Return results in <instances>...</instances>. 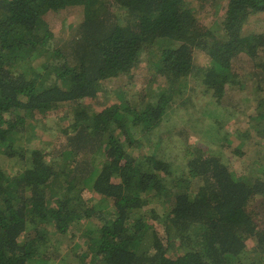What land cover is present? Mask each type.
Segmentation results:
<instances>
[{
    "label": "trees",
    "instance_id": "trees-1",
    "mask_svg": "<svg viewBox=\"0 0 264 264\" xmlns=\"http://www.w3.org/2000/svg\"><path fill=\"white\" fill-rule=\"evenodd\" d=\"M192 1L0 0V154L27 164L13 173L0 167V264H47L49 230L65 233L94 217L101 224L85 230L84 264H264V227L251 209L264 180L241 178L220 156L189 147L190 178L182 180L172 171L176 143L159 139L171 133L174 97L188 93L189 78L196 97L183 99L189 112L178 115L191 116L198 99L202 114L226 110L250 80L264 81V20L254 19L264 0H196L220 7L218 34ZM72 13L82 20L58 46L49 16L65 14L66 29ZM241 56L254 73L236 67ZM150 66L167 82L156 100L120 92L100 109L89 101L105 80H133ZM251 97L249 108L259 110L249 120L263 124L264 89L254 86ZM67 102L74 114L59 145H20L36 114ZM243 137L247 146L249 132ZM137 141L146 154H135ZM86 189L102 197L85 198Z\"/></svg>",
    "mask_w": 264,
    "mask_h": 264
},
{
    "label": "rangeland",
    "instance_id": "rangeland-1",
    "mask_svg": "<svg viewBox=\"0 0 264 264\" xmlns=\"http://www.w3.org/2000/svg\"><path fill=\"white\" fill-rule=\"evenodd\" d=\"M191 3L192 6L196 8L198 16L206 24H209L208 28L213 32L216 31L218 34V26L216 23L224 18L223 13L220 11V7L217 4H213L206 5L204 8H199L200 5L196 0ZM72 14L67 16L68 19L66 20L68 28L66 29H62V18L65 14L49 16L51 26L56 32L55 42L58 46H61L65 41L70 39L72 31L82 20V14ZM255 17L257 18L254 19L264 20V12ZM262 31H264V28ZM197 60L203 63L202 61H206V58L200 55V57H197ZM237 61L236 67L244 66L246 69H249V71L254 73L255 66L252 65V62L248 57L241 56ZM146 70L147 69H144L139 72L140 74H137L133 80L130 78H113L105 80L100 87L98 95L89 101L92 102L94 107L100 109L112 101H119L118 97L114 98V94H120V92L135 96L136 99L140 96L144 101L150 99L156 100L157 96L159 97V92L162 91L160 89L167 85L166 77L161 73H158L155 66H150L149 72H145ZM251 72L249 77L252 75ZM186 83L188 93L186 91L187 94H184L182 99L177 96L174 97L178 100V113L182 111H185V113L189 112V107H187L189 105L185 103L186 101H183V99H188L191 95L194 97L197 93L198 86L196 85L194 78H189V82ZM250 84L251 85L248 89L239 92L234 97H228L226 101H224L226 110L224 106H222V108L219 110L216 109L215 111L217 112L210 116L202 114L203 111H205V107L200 104L205 101L201 100L198 102L200 100L198 99L195 105L191 108L192 110L189 109L191 110V113L189 114L191 116H184L182 114L178 115L177 113L170 119L166 126L171 129V133H166L165 138L160 137L159 139L162 140L163 144L165 139L171 144L176 143V145L172 147H170L171 145L169 146L171 148L169 151H174L175 156L171 162L172 171L174 174H179V178H182V180H188L190 178L188 173L190 167L188 164L189 161L187 160L192 157V154L185 151V147H189V150H193L194 153L199 151L198 148H203L211 154L220 156L223 161L229 164L231 170L236 175H240L241 178H259L264 180V123L258 125L257 121L249 120L250 115L257 113L259 110V107L249 108L250 105L256 104L251 97L253 87L257 85L259 89H264V81L260 83L257 79H252L250 80ZM196 104L198 105L196 106ZM179 105L181 106L179 107ZM74 107L75 104L67 102L60 105L58 109L50 111L46 115H43L42 113L36 114L37 120L35 125L30 129V133L25 134L22 139L20 138V145L43 148L46 151L52 150L55 145H59L64 140L63 128H65L72 119ZM215 115L217 116L214 120ZM262 119H264V116H262ZM224 122H226V124H224ZM205 130L208 131L206 133L207 135L203 134V131ZM247 131L249 132L251 140L248 142L249 144L246 143L248 144L247 146H244L242 141L244 138L243 134ZM254 135H256V141L252 142ZM138 137L142 140L140 134H138ZM137 143L139 145L138 147H140V142L137 141ZM242 147H245L243 151H247L246 156L241 153L238 156L235 153V150ZM140 149V152L135 153L136 155L146 154L147 149L143 147H140ZM245 158L247 160H245ZM253 158L254 161H250ZM26 166L27 164L20 156L9 158L0 154V167L8 173H13L18 169H24ZM172 178L174 179V176H172ZM194 181L199 182V179H195ZM85 194V198H96L97 200H100L102 197V195L93 192L91 189H86ZM156 207L159 211L163 210L162 203H156ZM110 208L112 207L110 206L109 209ZM251 209L256 213L260 227H264L263 195L255 197L251 203ZM100 224L101 220L94 217L91 220H84L80 222V224L73 223L70 226L69 231L65 233H58L52 227L49 230V233L46 234L48 239V249H46V252L42 257L48 260L47 264H84L81 259L84 257L86 261V259L90 258V256L84 255L88 251V247L84 243L87 236L85 230L90 225L93 226ZM93 229H95L94 226Z\"/></svg>",
    "mask_w": 264,
    "mask_h": 264
}]
</instances>
